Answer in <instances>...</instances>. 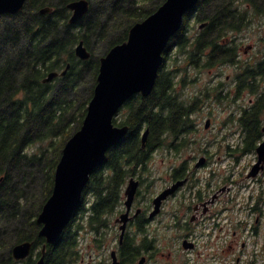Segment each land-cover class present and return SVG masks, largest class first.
Instances as JSON below:
<instances>
[{"label":"trees","instance_id":"trees-1","mask_svg":"<svg viewBox=\"0 0 264 264\" xmlns=\"http://www.w3.org/2000/svg\"><path fill=\"white\" fill-rule=\"evenodd\" d=\"M74 1L28 0L20 14L0 17V264H33L42 257L46 240L39 236L37 220L53 193L64 147L86 117L101 59L125 43L133 26L155 13L166 0H88L89 14L72 25L68 5ZM237 1L200 0L186 16L182 32L174 39L176 58L172 66L168 65L170 47L152 94L129 100L124 107L127 118L114 121L116 126H129L130 131L93 173L84 201L60 241L47 245L46 264L77 263L81 259L79 234L88 229L87 213L93 210L94 219L100 222L113 214L126 183L149 163L150 150L160 137L172 131L177 134L181 110H168L172 69L188 66L185 58L197 64L201 49L202 57L210 50L218 59L225 54L221 53L225 47L221 41L264 19V0H247L249 5L243 8ZM46 7L53 12L41 14ZM200 9L202 16L197 22L209 25L205 33L191 35V17ZM80 42L91 52L88 61L76 56ZM65 70V76L45 83L51 73ZM254 116L245 119L246 127L251 128L250 142L258 137ZM146 129L150 134L143 148L142 132ZM24 242L34 244L27 263L13 257V248ZM135 253L127 252L124 257L133 260Z\"/></svg>","mask_w":264,"mask_h":264},{"label":"flooded vegetation","instance_id":"flooded-vegetation-1","mask_svg":"<svg viewBox=\"0 0 264 264\" xmlns=\"http://www.w3.org/2000/svg\"><path fill=\"white\" fill-rule=\"evenodd\" d=\"M199 23L206 24L199 28L205 33L209 22ZM249 27H242L232 34H242ZM235 36L221 41L225 46L221 53L225 54H220L218 59L210 55V50L202 57L201 49L197 64L185 58L188 66L172 69V102L168 110L169 113H173L175 107L181 110V124L175 126L177 134L172 131L170 135L161 136L160 142L150 150L149 163L132 177L139 186L130 208L126 206V183L121 203L103 222L94 219L93 210L87 213L92 252L89 264H112L114 252L121 264H140L143 260L144 264H149L158 259V254L165 257L162 251L173 247L176 233L182 252L188 256L198 255L196 260L181 264H230L223 258V252H219L227 241L226 250L233 252L237 246L241 248L235 264H256L264 257V242H260L264 237V155L260 152L264 144V38L251 43L245 36L242 39ZM225 66H232L235 75L227 76L224 81L220 71ZM205 72L212 78L202 86ZM229 82L230 87L227 86ZM193 87L195 89L185 97V91ZM214 106L231 109L229 122L237 126L234 134L239 145L230 149L228 155L237 163L249 158L244 181L235 179L232 164L226 173L220 174L221 179L202 181V167L209 165L211 153L208 149L202 150V143L197 140L201 131L198 121L208 107L210 127L206 128V122L205 128L209 130ZM251 114L255 115L258 125V137L253 142L249 141L251 128L245 125V119ZM159 151L167 153L170 164L165 183L157 189L156 181L145 176L151 173L150 162ZM173 188L175 191L158 203V198ZM209 218L215 221L217 239L214 242L212 235L203 237H207V248L217 247L218 251L213 259L202 260V223ZM224 233L228 239L225 242ZM250 247L254 248L252 252ZM131 251L136 252L133 260L124 257Z\"/></svg>","mask_w":264,"mask_h":264},{"label":"water","instance_id":"water-1","mask_svg":"<svg viewBox=\"0 0 264 264\" xmlns=\"http://www.w3.org/2000/svg\"><path fill=\"white\" fill-rule=\"evenodd\" d=\"M28 0H0V17L18 15L26 7ZM200 0H166L165 3L143 22L131 29L128 40L113 47L101 59L100 71L93 98L81 128L66 143L55 173V184L51 197L38 217L41 226L39 236L46 240L42 257L36 264H46L47 245H55L62 238L66 228L84 201V192L93 173L106 162L108 153L126 138L129 126H116L114 120L124 105L137 95L148 97L156 87L165 54L172 40L181 32L185 18L194 11ZM72 16L71 24L82 21L90 12L88 0H77L68 5ZM41 14H51L53 8H43ZM206 25V24H205ZM205 25H201L203 28ZM76 56L82 61L91 58V52L84 42L76 47ZM69 68V66H68ZM67 68V69H68ZM51 73L45 83L65 76ZM210 127V121L206 128ZM150 130L142 137L146 148ZM264 155V144L260 147ZM139 182L132 178L126 188V206L134 202ZM175 188L166 191L158 198V203L167 198ZM123 239L125 227L122 228ZM33 243L24 242L13 248L17 261L27 260L33 252ZM188 248L187 244H185ZM112 264H121L112 253ZM143 260L140 264H144Z\"/></svg>","mask_w":264,"mask_h":264},{"label":"rangeland","instance_id":"rangeland-1","mask_svg":"<svg viewBox=\"0 0 264 264\" xmlns=\"http://www.w3.org/2000/svg\"><path fill=\"white\" fill-rule=\"evenodd\" d=\"M238 5L243 7H247L248 3L246 1H238ZM97 8L100 6L97 5ZM108 11L110 10L109 7H107ZM202 16V9L194 12V14L191 17L190 20V34L196 35L200 34V23L197 22V19ZM263 20H256L255 23H252L249 28L244 33L239 34H232L238 35L241 39L245 36L247 38L248 42L257 43L261 41L262 38H264V23ZM262 22V23H260ZM235 36V37H236ZM263 40V39H262ZM172 45L176 44V40L172 42ZM175 47L173 46L172 50H170L169 55V66H172L171 62L176 58V51L174 50ZM173 55V56H171ZM220 72L223 73L224 81L227 76H234L235 72L232 66H225L223 70ZM212 77L208 75V73H204L202 75V86L207 85L208 81ZM231 82L227 83V86L230 87ZM195 87L192 89L189 88L185 91V97L187 94H190ZM230 111L231 109H225L222 107H216L212 109V116L213 122L212 126L209 130L205 128V123L207 122V116L210 112V109L206 107L202 111V116L200 120L198 121L199 127L201 129L200 133L197 134V140L202 143V150L208 149L211 153V159L210 163L207 167H202V181L206 180H218L221 179L220 174L226 173L228 171V167L230 164H232V173H234V177L236 180L244 181L246 180V170L250 164L249 158L245 160L243 158L240 160L239 163L235 162V158L228 155L229 150L235 147H238V138L234 134L235 129L237 128L236 124L229 122L230 121ZM127 118V110L123 109L122 112L118 116L119 122L124 121ZM221 159L223 161H221ZM245 160V161H244ZM151 164V173L148 175L146 174L145 178L150 179L152 181H156V188L163 186L165 183V180L167 179L168 175V168L170 164V158L168 157L166 152L159 151L156 152L153 156ZM231 173V172H230ZM215 221L214 219L209 218L207 221L202 223V245L200 252L202 254L201 259H213L215 254L218 251L217 247H213L210 249V247H206L207 243V237H203V235H212V240L215 242L217 239L216 233H215ZM212 233V234H211ZM177 236L178 234H175V242L173 244V247L166 248L163 250V254H165V257H162V254H158V259L155 261L149 262V264H181L182 261L186 260H196L198 258L197 254L188 256L187 253L182 252L183 248L181 245H179V241L177 242ZM225 242L227 239L226 234L223 235ZM229 241L225 242L219 252H223V258L228 259L230 264H235V260L238 257V255L241 252L240 246H237L236 250L233 252L226 250V246ZM261 243L264 242V237L261 238ZM79 243H80V252H81V259L75 263V264H89L90 262V256L92 254L90 247H89V235H88V229L86 231H83L79 234ZM254 248L250 247V250L252 252ZM226 250V251H224ZM110 253V252H109ZM169 254L171 257H169ZM245 259V257H244ZM171 260V261H170ZM256 264H264V257L260 258Z\"/></svg>","mask_w":264,"mask_h":264}]
</instances>
